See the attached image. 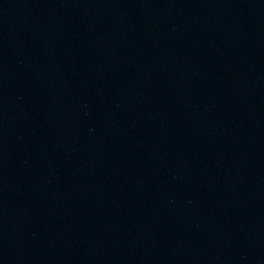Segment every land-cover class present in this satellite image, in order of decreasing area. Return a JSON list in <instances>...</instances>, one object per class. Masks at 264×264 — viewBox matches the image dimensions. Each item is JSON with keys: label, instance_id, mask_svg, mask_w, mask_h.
Masks as SVG:
<instances>
[{"label": "water", "instance_id": "water-1", "mask_svg": "<svg viewBox=\"0 0 264 264\" xmlns=\"http://www.w3.org/2000/svg\"><path fill=\"white\" fill-rule=\"evenodd\" d=\"M0 264H264V0H0Z\"/></svg>", "mask_w": 264, "mask_h": 264}]
</instances>
